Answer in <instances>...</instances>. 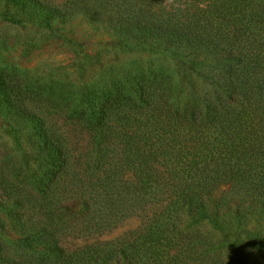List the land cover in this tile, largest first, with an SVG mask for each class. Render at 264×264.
<instances>
[{"label": "trees", "instance_id": "16d2710c", "mask_svg": "<svg viewBox=\"0 0 264 264\" xmlns=\"http://www.w3.org/2000/svg\"><path fill=\"white\" fill-rule=\"evenodd\" d=\"M0 20L53 30L83 15L166 66L109 68L73 90L0 67V264H250L214 232L264 226V0H0ZM62 37L60 33L56 34ZM83 77L91 61L66 40ZM87 132L76 152L54 118ZM224 189L219 192V188ZM158 205L132 238L71 250ZM12 246L14 252L9 253Z\"/></svg>", "mask_w": 264, "mask_h": 264}, {"label": "rangeland", "instance_id": "374dc122", "mask_svg": "<svg viewBox=\"0 0 264 264\" xmlns=\"http://www.w3.org/2000/svg\"><path fill=\"white\" fill-rule=\"evenodd\" d=\"M54 4L64 5L69 0H48ZM202 1V0H197ZM0 12L12 13L9 6L0 3ZM53 30H40L30 26L22 28L0 20V67L14 66L26 73L28 77L43 80L56 79L77 89L82 83L94 82L109 68H126L132 63L143 67L166 66L173 68V62L159 54L147 51L129 52L123 50L116 35L107 26L91 21L83 15H76L66 21H54ZM81 45L92 58L81 77L73 66V51L70 43L56 34ZM56 124L68 137L76 152L87 145V132L69 119L54 118ZM0 143L9 147L10 139L5 136L0 126ZM224 189L219 188L220 193ZM159 209L158 205H147L141 211L121 220L113 228L93 236H64L61 244L71 250L78 246L136 236L151 215ZM5 232L0 230V239L9 241L17 236L16 232L5 223ZM237 239L236 245L229 241L226 253L231 259H245L250 264H264V226L249 223L232 235L214 232V241ZM14 248L10 246L9 253Z\"/></svg>", "mask_w": 264, "mask_h": 264}]
</instances>
